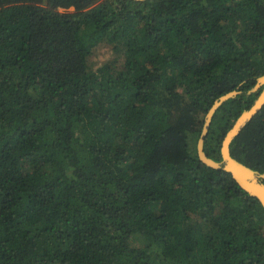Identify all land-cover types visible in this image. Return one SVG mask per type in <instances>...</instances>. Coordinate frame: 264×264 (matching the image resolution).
I'll use <instances>...</instances> for the list:
<instances>
[{"label": "trees", "instance_id": "1", "mask_svg": "<svg viewBox=\"0 0 264 264\" xmlns=\"http://www.w3.org/2000/svg\"><path fill=\"white\" fill-rule=\"evenodd\" d=\"M263 74L264 0H0V264H264L263 206L196 148ZM230 153L264 174V105Z\"/></svg>", "mask_w": 264, "mask_h": 264}, {"label": "water", "instance_id": "2", "mask_svg": "<svg viewBox=\"0 0 264 264\" xmlns=\"http://www.w3.org/2000/svg\"><path fill=\"white\" fill-rule=\"evenodd\" d=\"M263 86L258 97L249 109L243 110L237 117L231 128L225 133L221 141L220 155L221 161L218 162L210 158L204 151V137L207 134L212 116L216 109L227 99L238 94L239 91L232 90L216 99L207 111L202 126L201 133L196 143L197 155L205 165L223 169L230 173L235 182L250 196L258 199L264 208V174L259 173L242 162L234 158L230 153V143L233 138L241 131L244 125L256 115L264 105V74L256 79V83L250 92L256 91Z\"/></svg>", "mask_w": 264, "mask_h": 264}, {"label": "rangeland", "instance_id": "3", "mask_svg": "<svg viewBox=\"0 0 264 264\" xmlns=\"http://www.w3.org/2000/svg\"><path fill=\"white\" fill-rule=\"evenodd\" d=\"M113 55L114 53L112 51V47L110 45L102 44L101 46H98L95 50L90 60V64L92 68L99 66L108 59H111Z\"/></svg>", "mask_w": 264, "mask_h": 264}]
</instances>
